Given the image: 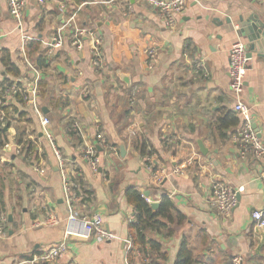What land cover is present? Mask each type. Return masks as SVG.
I'll list each match as a JSON object with an SVG mask.
<instances>
[{"label": "crops", "instance_id": "obj_1", "mask_svg": "<svg viewBox=\"0 0 264 264\" xmlns=\"http://www.w3.org/2000/svg\"><path fill=\"white\" fill-rule=\"evenodd\" d=\"M44 1L25 0L19 30L7 0H0V89L19 81L38 85L37 105L51 122L54 146L78 198L70 209L54 147L32 106L22 107L16 97L6 105L0 99V108L26 113L20 117L11 109V116L0 121L5 129L0 135V219L6 218L0 264H24L64 240L68 231L83 235L84 225L71 223L70 216L95 212L115 239L73 237L69 252L56 264H142L130 262L125 244L135 216L125 196L131 186L149 205L160 206L168 198L176 206L169 228L150 235L162 244L164 264H175L183 242L198 264H232L235 257L243 264H264V229L250 216L264 208V158L240 154V117L229 73L233 43L249 45L241 31L251 17L264 32V0H196L174 28L167 27L149 0ZM81 30L92 36L82 37L79 50L73 41ZM261 40L249 51L242 101L252 107L264 144ZM95 46L103 52L98 67L93 66ZM148 49L157 54L152 70ZM199 64L202 71L196 76ZM99 134L117 147L118 155L99 148L94 172L83 151L98 144ZM149 157L167 172L185 166L187 174L155 183ZM214 180L244 189L226 217L211 207ZM50 218L56 225L46 224Z\"/></svg>", "mask_w": 264, "mask_h": 264}, {"label": "built area", "instance_id": "obj_2", "mask_svg": "<svg viewBox=\"0 0 264 264\" xmlns=\"http://www.w3.org/2000/svg\"><path fill=\"white\" fill-rule=\"evenodd\" d=\"M196 0H149V3L153 9H155L157 15L164 21L168 28H174L177 24L178 18L183 14L187 5ZM44 0H40V3H44ZM7 5L9 9L10 16L17 23V28L19 30L23 29V12L25 8V0H7ZM92 36L88 32L81 30L75 36L73 44L77 49L81 50L83 47L82 37ZM55 42L59 43L58 40ZM94 53V63L93 66H100L103 61V52L98 46L93 48ZM146 57L148 59L149 69L152 70L157 62V54L154 49H148L146 52ZM27 60V58H26ZM27 64L32 67L28 61ZM249 57H248V45L243 41L239 40L233 43L230 49V90L235 97V111L240 117V127L237 132V141L240 145V154L242 156H253L256 160H261L264 158V144L260 137L259 132L253 127V109L252 107L246 105L242 101V95L245 90V79L248 72ZM202 71V65L196 66V76H199ZM26 88V89H25ZM30 89L29 91L27 89ZM18 95L24 97V103L29 106L31 105L33 110L40 118V124L42 128L43 136L46 137L54 147L56 159L58 161L59 167L61 169L63 177V188L66 196L67 203L72 209L74 202L77 200L78 195L75 191V182L71 176L68 175L66 163L63 159L60 151L56 149L53 143V137L50 131V120L41 111L36 102V97L38 95V85L35 83L23 85L20 81L14 83L12 86L0 89V99L1 104H8V100L15 98ZM130 104L134 105V99H130ZM1 118L0 121H5L7 118L5 112L1 108ZM6 117V118H4ZM98 144L86 147L83 151V158L90 165L94 172H98L100 158L98 155L99 148L104 149L107 153L109 151L118 155L117 147H110L102 134L97 136ZM25 153H28L30 146L24 148ZM32 147L30 154L33 155ZM147 167L152 171L153 180L155 183H161L165 178L171 175H183L187 174L185 166L177 167L173 171L167 172L163 167H156L153 164V158L149 157L147 159ZM44 174V170L40 171ZM211 207L215 210L216 214L219 216L226 217L231 214V212L238 205V195L243 192V188L238 190L234 189L230 185L214 180L211 184ZM251 221L259 228L264 229V208L259 210L251 211ZM71 223H79L84 225L86 232L83 235L68 231L64 240L58 244L50 246L44 253L36 255L33 259L25 262L24 264H56L59 260L65 257L70 249L71 238H81L84 240L94 239L98 242H111L115 239L113 233L108 229L104 218L101 213L95 212L92 215L78 217L76 215H71L69 218ZM5 223L6 218L2 217L0 219V236L5 233ZM57 220L50 218L46 224L49 226L56 225ZM126 251L127 256L131 262L134 260H140L142 264H151V254L150 251H142L134 245L132 238L126 241ZM132 263V262H131ZM232 264H243V259L241 257H235L232 260Z\"/></svg>", "mask_w": 264, "mask_h": 264}, {"label": "trees", "instance_id": "obj_3", "mask_svg": "<svg viewBox=\"0 0 264 264\" xmlns=\"http://www.w3.org/2000/svg\"><path fill=\"white\" fill-rule=\"evenodd\" d=\"M16 102L22 107L24 97L16 96ZM10 117V110L13 109L20 115L26 116L25 112H19L16 107H1ZM0 108V109H1ZM238 121L236 122V125ZM20 131V129H18ZM18 142L24 140L23 132H19ZM5 134L4 127L0 126V135ZM145 154V151L142 150ZM39 159V158H38ZM127 203L133 208L135 213L133 221L130 225V236L134 241V245L142 251H150L151 264H164L166 257L161 254L162 244L150 237L152 233L159 234L169 228V224L173 222L174 215L177 212L176 206L168 198H164L158 209H153L151 205L142 197L140 190L137 187L131 186L125 192ZM175 264H198L193 260L192 253L186 242L180 246Z\"/></svg>", "mask_w": 264, "mask_h": 264}, {"label": "water", "instance_id": "obj_4", "mask_svg": "<svg viewBox=\"0 0 264 264\" xmlns=\"http://www.w3.org/2000/svg\"><path fill=\"white\" fill-rule=\"evenodd\" d=\"M255 20H256L255 18L251 17V19L246 24L247 29L245 30L243 29L241 31V32H244L245 35H247L249 39V45H248V57L249 58H251V52L255 51L256 47L262 43V42L259 43L260 40L261 39L264 40V32L262 30L263 25L261 23L258 24V22H256ZM0 55H1V48H0ZM253 127L255 128V125H253ZM121 153L124 156V153H125L124 148L121 149ZM145 196L148 197L147 195ZM151 207L153 209H157L159 207V204L153 203Z\"/></svg>", "mask_w": 264, "mask_h": 264}, {"label": "rangeland", "instance_id": "obj_5", "mask_svg": "<svg viewBox=\"0 0 264 264\" xmlns=\"http://www.w3.org/2000/svg\"><path fill=\"white\" fill-rule=\"evenodd\" d=\"M4 118H6V117H4ZM9 120V119H8ZM1 122H3L4 123V120L3 121H1Z\"/></svg>", "mask_w": 264, "mask_h": 264}]
</instances>
